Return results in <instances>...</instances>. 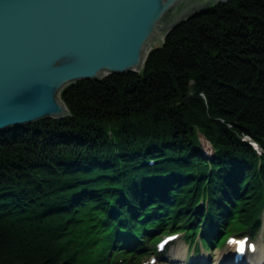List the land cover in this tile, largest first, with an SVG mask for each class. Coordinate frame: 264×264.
<instances>
[{"label": "trees", "instance_id": "16d2710c", "mask_svg": "<svg viewBox=\"0 0 264 264\" xmlns=\"http://www.w3.org/2000/svg\"><path fill=\"white\" fill-rule=\"evenodd\" d=\"M189 19L140 73L63 89L70 116L0 133V264H116L113 243L157 223L207 249L259 231L264 166L240 139L264 147V0Z\"/></svg>", "mask_w": 264, "mask_h": 264}, {"label": "water", "instance_id": "95a60500", "mask_svg": "<svg viewBox=\"0 0 264 264\" xmlns=\"http://www.w3.org/2000/svg\"><path fill=\"white\" fill-rule=\"evenodd\" d=\"M232 1L0 0V133L70 116L67 86L140 72L186 18Z\"/></svg>", "mask_w": 264, "mask_h": 264}, {"label": "rangeland", "instance_id": "374dc122", "mask_svg": "<svg viewBox=\"0 0 264 264\" xmlns=\"http://www.w3.org/2000/svg\"><path fill=\"white\" fill-rule=\"evenodd\" d=\"M208 1H212V0H208ZM231 3V2H230ZM218 4H228V3H218ZM212 7H214V6H212ZM212 7H207V8H205L204 10H208V9H210V8H212ZM204 10H202V11H204ZM189 18H191V17H188V18H186L185 19V24H186V22L188 21V20H190ZM163 38V37H162ZM166 39V38H165ZM164 44H165V42H164ZM163 44V45H164ZM162 45V46H163ZM154 46H156V47H158V48H161V47H159L160 46V42H156L155 43V45ZM155 48V47H154ZM149 55V54H148ZM148 57V56H147ZM141 72V71H140ZM140 72H135V73H140ZM194 82V81H193ZM59 97H60V95H59ZM29 125V124H28ZM31 125V124H30ZM23 126H26V125H23ZM22 127V126H21ZM19 128V127H18ZM109 137L114 141L115 140V137H114V133L112 132V131H110L109 132ZM200 142H201V145H202V154L204 153V154H210V155H208V156H210V157H212L213 156V154H214V152L213 151H210V145L208 146L207 145V137L205 136H201V138H200ZM240 141L242 142V143H246V144H248L249 145V148H252L251 147V145H252V142H254L252 139H250V138H248L247 136H241V139H240ZM253 149V148H252ZM117 153L119 154L120 153V151L118 150L117 151ZM255 154V153H254ZM255 157H256V161L258 162L259 161V157H262L261 156V154L260 153H257V154H255ZM262 162H263V164H264V160H262L261 162H259L258 163V167L259 168H261V166H262ZM264 211V210H263ZM263 219V216H261V220ZM264 225V220H263V224H262V226ZM210 228H211V231H212V235H213V232H215V229H214V227H211L210 226ZM264 228V227H263ZM263 228L261 229V233H259V232H254L255 234H253V233H250V232H246V233H242V234H234V236L235 237H238V238H240V237H242L243 235H250V234H252V240L253 241H255L258 245L259 244H261L262 243V241H263V239H261V237H262V234H263ZM214 229V230H213ZM250 233V234H249ZM209 234H210V232H209ZM182 240H184V238L182 239ZM199 242V241H198ZM263 244V243H262ZM180 246H182L184 249H185V247L183 246V243H180ZM263 246H264V244H263ZM199 247H200V244H199ZM225 248H227L226 247V245H224V246H222V247H219V248H216V249H214V250H210V252H205V254H204V252L201 250L200 252H199V254L197 253V255L196 256H194V254H193V252L188 256V255H185V257H184V261L183 262H181V264L182 263H185V261L186 260H188V263L189 264H192V259L193 258H195V261H197V259H202L204 256V258H203V261H201V264H217V259H218V254L220 253V252H223L224 250L223 249H225ZM223 250V251H222ZM109 258H110V256H109ZM89 261V260H88ZM90 262V261H89ZM117 264V263H116Z\"/></svg>", "mask_w": 264, "mask_h": 264}, {"label": "bare ground", "instance_id": "6f19581e", "mask_svg": "<svg viewBox=\"0 0 264 264\" xmlns=\"http://www.w3.org/2000/svg\"><path fill=\"white\" fill-rule=\"evenodd\" d=\"M200 136H204L205 137V135H203V134H200ZM248 138H250V137H248ZM253 143L256 145V147L254 145L251 146L253 148V150H254V153L255 154L260 153L261 156H262V157L258 158L259 159L258 163H259L262 160H264V147L261 146L260 144L256 143V142H253ZM210 151L214 152L213 148H211ZM262 164H263V162H262ZM263 166L264 165H262L261 168ZM263 220H264V218L262 219V224H263ZM201 227H203V226H201ZM263 227H264V225L262 226V228ZM263 231H264V228H263ZM259 233H261V232H259ZM261 239H263L262 243L264 244V232L262 234ZM262 243L258 245V250H257L256 255L255 256H250V257L247 258V260H246L247 264H264V246H263ZM223 250H222L223 252H220L218 254L217 264H231L232 263V258L230 256V253H231L230 247H227V248H225ZM184 257H185L184 251L182 250V248L177 246L175 248V255L173 257L174 260L176 259V261H178L177 259H179L180 262H183L184 261ZM182 264H184V263H182Z\"/></svg>", "mask_w": 264, "mask_h": 264}, {"label": "clouds", "instance_id": "9594fccd", "mask_svg": "<svg viewBox=\"0 0 264 264\" xmlns=\"http://www.w3.org/2000/svg\"><path fill=\"white\" fill-rule=\"evenodd\" d=\"M175 238H176L175 236L171 237V239H175ZM241 244L243 245L242 249L240 247ZM229 247H234V250L236 252L235 259L237 261H239V259L244 256L245 251H254L255 250L254 245L248 244V238L247 237H243L242 240H240V241H236L234 238H230ZM158 250L162 251L163 247L158 246ZM153 264H154V262H153Z\"/></svg>", "mask_w": 264, "mask_h": 264}, {"label": "snow or ice", "instance_id": "6c2138e0", "mask_svg": "<svg viewBox=\"0 0 264 264\" xmlns=\"http://www.w3.org/2000/svg\"><path fill=\"white\" fill-rule=\"evenodd\" d=\"M161 246H162V245H161ZM240 247H241V249H242V248H243V245L241 244Z\"/></svg>", "mask_w": 264, "mask_h": 264}]
</instances>
